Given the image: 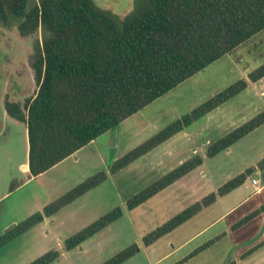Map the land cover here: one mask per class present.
<instances>
[{
    "label": "trees",
    "instance_id": "obj_1",
    "mask_svg": "<svg viewBox=\"0 0 264 264\" xmlns=\"http://www.w3.org/2000/svg\"><path fill=\"white\" fill-rule=\"evenodd\" d=\"M135 3V2H134ZM0 23L16 27L21 37L40 31L30 67L36 84L24 104L6 98L4 108L25 124L28 168L33 177L47 172L124 120L264 31V0H138L120 20L92 0H0ZM264 78V63L189 113L174 120L109 167L116 174L177 133L190 127ZM264 124V110L206 148L213 158ZM195 155L127 200L132 211L202 166ZM256 168L264 172V157ZM248 168L144 235L145 248L168 235L244 184ZM107 174L97 172L0 236V247L21 237L45 219L98 187ZM12 184L10 189L12 190ZM264 212V205L236 222V230ZM116 207L63 242L69 252L119 218ZM218 238H216L217 240ZM195 249L187 258L207 249ZM133 243L101 264H124L140 252ZM251 249L247 252L249 254ZM245 254V255H247ZM60 252L49 250L28 264H53ZM186 258V259H187ZM178 262L177 264H179Z\"/></svg>",
    "mask_w": 264,
    "mask_h": 264
},
{
    "label": "rangeland",
    "instance_id": "obj_2",
    "mask_svg": "<svg viewBox=\"0 0 264 264\" xmlns=\"http://www.w3.org/2000/svg\"><path fill=\"white\" fill-rule=\"evenodd\" d=\"M92 1L118 20L134 11L135 3L138 2ZM258 34L251 44L240 51L241 59L237 60L238 62L232 64L227 61V57L220 58L168 94L147 105L138 115L136 113L135 117L133 115L132 120L125 123L124 127L119 125L115 130L106 132L61 165L0 200L1 231L2 227L10 222L16 221L9 226L11 228L35 212L41 211L44 206L93 174L101 171L107 174L106 181L98 187L21 237L4 245L7 247H0V264H28L49 250L60 252V258L53 264H101L133 243L140 246V252L124 264H232L236 261L234 253L239 248H235L229 238H222L195 256L189 259L187 257L224 231L223 222L216 223L213 227L208 225L221 215L223 206L233 205L234 201L239 199L241 195L237 193L224 198L223 205L220 203L211 206L147 248L141 245L140 240L184 208L201 201L203 197L248 168H253V172L247 177L244 195L254 192L253 187L249 185L250 179L259 180L258 187H262L263 172L259 171L256 165L264 157V124L213 158L205 157L204 148L199 154L204 158L200 168L173 189H165L132 211L125 208L127 200L159 179L160 175L166 172L164 167L168 164L160 166L147 161L139 169L129 168L116 174H109V167L114 160L174 120L189 113L239 79H245L241 74L243 69L252 71L263 64L264 33ZM40 37V31L29 37H21L16 27L6 28L0 23V83L7 81L10 85L17 80L20 88H25L22 93L25 98L33 97L37 89L29 64L34 43ZM230 101L224 108L237 104ZM249 109L251 107H246V110ZM237 111L235 107H230L223 111L226 115H220L218 118L214 116V123H209L210 131L200 132V142L209 140L214 143L231 131L227 130L226 125L230 120L242 117L240 114L243 112L235 113ZM252 115L253 110L250 114H245V117L248 120ZM205 122L206 119L202 118L186 131L198 130L206 124ZM188 149L189 144H185L174 150L171 157L174 164L167 169L175 168L182 155H189ZM116 207L122 210L121 218L77 248L69 252L64 250L65 239ZM246 247L248 246H241L240 251H244ZM247 252L248 250L241 255L245 256Z\"/></svg>",
    "mask_w": 264,
    "mask_h": 264
},
{
    "label": "crops",
    "instance_id": "obj_3",
    "mask_svg": "<svg viewBox=\"0 0 264 264\" xmlns=\"http://www.w3.org/2000/svg\"><path fill=\"white\" fill-rule=\"evenodd\" d=\"M261 33H264V31L260 32V34ZM258 35L259 34H257L256 36H254L253 38H251L250 40L240 45L232 52H230L229 54L223 57H227L226 59L227 61H229V63L233 64V62L234 63L238 62L237 60L241 59V56L239 55L240 51L245 49L249 44H251L253 39H255V37H257ZM249 51L250 50H247V52ZM261 54H263V52ZM249 72L250 69L248 71V69L245 68L241 71V74L246 79L247 74ZM24 91L25 88L24 87L20 88V84L17 80H14L10 85L8 84L7 81L5 83L4 82L0 83V200L14 193L18 189L25 187L33 179L35 180L43 176L44 174L48 173L51 169H54L57 166L61 165L71 157L75 156L76 153L78 152L77 151L76 153L66 158L64 161L55 165L47 172L41 175L33 177L30 174L28 168V138H27L26 126L24 123L12 119L6 113L4 108V103L6 98L10 102H16L21 105L24 104L25 100L28 99L23 96L22 93ZM18 95H19V100H17ZM230 100L233 101V103H237V104L231 105L228 108L235 107V109L238 110L235 113H239L241 111L243 113L240 114V116L242 115V117H240L239 119L230 120V123L226 125L228 131L229 130L232 131L233 129L237 128L238 126L241 125L242 122L245 123L246 122L245 120H247L245 114H250L251 110H253L252 117H254L256 114L264 110V78L256 83L248 82L246 89ZM227 102H225L224 104L213 110L212 112L208 113L205 117H203L206 119L207 122H205L206 124L200 127L198 130L196 129L194 131L187 132L186 131L187 128H186L185 130L177 133L176 135H174L164 143L154 148L152 151H150L142 158L134 161L133 163H131L121 171L127 170L129 168L131 170L132 168L139 169L143 164H145L148 161V162H153L155 165H160V166H164L168 164L167 167L166 166L164 167L166 170V172L163 173L164 175L167 172L171 171L173 168L172 167L170 169H167L170 166H173L174 164L172 163L171 160L172 159L171 157L174 154L173 151L178 148H181L185 144H189V149L187 152L189 155H182V159H179V161H177L178 163L176 164L178 165H176V167L179 166L181 163L187 161L188 159L192 158L193 156L201 154L204 151L203 149L205 148L206 150V148L212 143L209 140H206L205 143H201L199 139L200 132L203 133L210 131L211 128H209V123L212 122L214 123L213 120L214 116L218 118L220 115L222 116L226 115L223 113V111L225 109H228V108H224V106L227 105ZM246 107L249 108L251 107V109L246 110ZM140 111L136 115H138ZM136 115H134V117ZM132 118L133 116L124 120L120 124V126L124 127L125 123H127L128 121L130 122ZM122 131H124V129ZM186 158L188 159L186 160ZM197 169H195L194 171H196ZM194 171L184 176L182 179L178 180L177 182H175L173 185L169 186L166 189H173V187H176L183 179L191 175ZM262 174L264 178V172ZM163 175H160V177ZM12 184L14 185V188L11 190L10 187ZM246 184H247V179L245 180L244 184H242L240 187H238L237 189L233 190L232 192H230L225 196L218 197L217 200L212 205L203 209L201 212H203L204 210L210 208L215 204L221 203V205H223L222 204L223 199L233 193H237L241 195L239 199L234 201L233 205L223 206L224 209L220 213L221 215L213 223L208 225V227H213L216 223H220V222H223L225 225L224 231L217 234L213 239L209 241L215 240L214 242L216 243L218 240L222 238H229L230 242L234 245V247L239 248L238 250H235L234 253V256L236 257L237 260L233 261L232 264H264V212H261L259 215H257L256 217H254L253 219H251L250 221H248L246 224L239 227L238 229L233 231L231 230V227L241 218L247 216L248 214H250L255 210L260 209V207L264 205V184L262 185V187L255 188L254 186L251 185V179H250L249 185H251V188L253 187L252 190H254V192L250 195H244V187L246 186ZM15 222L16 221H12L9 223V225H5L4 227H2L0 231V236L6 230H8V227L11 224H14ZM216 238L218 239L216 240ZM241 246H248L246 247L247 249L244 248L243 250L249 251V249H251V252L245 256L241 255L244 252L242 250L240 251ZM3 247H7V246H2V248Z\"/></svg>",
    "mask_w": 264,
    "mask_h": 264
},
{
    "label": "built area",
    "instance_id": "obj_4",
    "mask_svg": "<svg viewBox=\"0 0 264 264\" xmlns=\"http://www.w3.org/2000/svg\"><path fill=\"white\" fill-rule=\"evenodd\" d=\"M259 183L260 182L258 180H255V179L251 180V185L254 186L255 188L258 187Z\"/></svg>",
    "mask_w": 264,
    "mask_h": 264
}]
</instances>
